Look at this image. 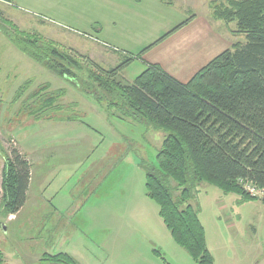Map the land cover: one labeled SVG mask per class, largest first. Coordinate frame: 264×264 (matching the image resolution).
<instances>
[{"label":"rangeland","instance_id":"rangeland-1","mask_svg":"<svg viewBox=\"0 0 264 264\" xmlns=\"http://www.w3.org/2000/svg\"><path fill=\"white\" fill-rule=\"evenodd\" d=\"M6 1L0 0V204L5 163L2 152L10 154L12 149H17L22 154L25 152L24 156L34 165L39 164V169L45 167L48 160L55 164L52 172L44 175L45 184L47 178L51 183L46 193V188H43L44 197L51 199L56 196L55 205L67 202L69 207H61L51 214L43 211L45 201L39 199L41 194L33 186L35 181L29 205L39 207L37 211L28 209L9 217L0 215V249L4 253V264H198L175 242L159 214V206L147 195L146 170L158 167L157 153L165 133L147 130L144 125L130 119L123 121L113 117L111 114L118 113L116 109L109 114L105 106L32 60L11 44L5 35L14 24L20 30L55 41L84 66V71L78 73L82 82L89 77L86 70L95 69L84 56L100 65L103 61L101 57L100 61L93 59L80 49H85L87 42L83 38L91 39L86 36L89 33L79 35L70 31L74 30L71 27L83 28L85 24H79L82 19L65 18L64 22L71 25L61 22L65 29L35 16L44 13L37 6L22 9ZM171 2L149 0L148 6L143 8L134 6L127 13L121 10L118 25L112 20L114 8H107L98 27H104L108 35L121 33L127 40L107 43L98 40L104 46L101 49L116 51L112 46L116 45L130 52H139L152 47L157 39L196 15L199 19L210 17L217 29L226 28L224 25L228 22L220 23L216 10L222 5L228 6V0ZM10 11L21 18L10 15ZM84 11L92 17L99 10L91 7ZM89 32H93V28ZM239 38L247 41L245 34ZM121 54L119 63L124 61V51ZM108 57L103 66H116V56L109 53ZM144 68L141 60H134L123 72L124 79L134 81ZM27 83L23 95L16 99L18 91ZM46 84L50 86L44 93L61 88L67 90L58 102L61 107L51 118H77L81 122L54 124L47 120L49 117L36 120L29 114V109L36 107L35 99H30V96ZM88 101L104 110L108 120L91 111L95 107ZM88 126L94 128L93 132L86 130ZM73 129H83L92 138V142L86 141L94 146L90 155L84 149L68 159L58 153L68 148L65 145L78 143L77 139L82 135L71 132ZM62 161L71 165L69 169L60 165ZM93 173L97 176L87 187V179ZM172 184L176 186L173 181ZM239 184L254 199L237 193H224L219 187L202 181L195 185L197 194L191 202L199 211L215 264H264V191L249 181L240 180ZM175 194L179 193L176 191ZM59 252L68 253L73 260H50L48 255Z\"/></svg>","mask_w":264,"mask_h":264},{"label":"trees","instance_id":"trees-1","mask_svg":"<svg viewBox=\"0 0 264 264\" xmlns=\"http://www.w3.org/2000/svg\"><path fill=\"white\" fill-rule=\"evenodd\" d=\"M216 17L228 23L236 21L238 33H244L247 41L234 43L187 82L159 64H147L134 81H126L122 71L151 47L138 54L125 52L124 61L110 68L84 56L95 69L88 68L89 77L81 82L78 73L84 66L55 41L14 24L5 32L17 49L105 106L109 114L116 109L113 117L165 133L157 153L158 167L146 170L147 195L159 206L175 242L198 264H215V260L199 211L191 202L197 194L195 185L205 181L224 193L249 199L254 197L239 184L240 180L264 191V0H228V6L216 10ZM28 84L18 91L16 99ZM49 86L30 96L36 107L29 109V114L36 120L51 118L67 92L61 88L44 93ZM2 153L5 163L0 215L9 217L18 214L26 203L31 164L17 149ZM48 256L50 260H73L65 252ZM0 264H4L1 249Z\"/></svg>","mask_w":264,"mask_h":264},{"label":"crops","instance_id":"crops-1","mask_svg":"<svg viewBox=\"0 0 264 264\" xmlns=\"http://www.w3.org/2000/svg\"><path fill=\"white\" fill-rule=\"evenodd\" d=\"M171 1L172 0H164V2L166 3H172ZM6 2L10 5L17 6V8H22V9L34 8L37 6L40 8L39 10H41V12L44 13L42 14V16L37 14H35V16H40V18H42L40 20L44 22L49 21L54 25H58L59 27L63 26L61 25V22L62 24L65 25L68 24L67 23L68 21L64 22L66 20L65 18L67 17H69V19H72V17L81 18L82 21L81 22L79 21V24L80 25L85 24V26L83 28L71 27L74 28V30H70V29L69 30L74 31L79 35L80 34L86 35L85 33H89V35L86 36L88 37L90 36L91 39L83 38L87 42L84 46L85 49L84 48H80V49L86 51L91 57H93V59L96 58L98 61H100V59L102 58L101 60L103 61L101 62V66H103V63H106L107 59L110 58L108 57L109 53H112V55L116 56V60H117V61L115 60L116 65L119 64L120 60H122L121 51H124V54L125 52L131 53L126 49L125 50L122 49L125 47L119 45L121 46L120 48L116 45H112L111 43L108 44L114 46V49L116 50L118 49L119 51L108 52L107 50L104 51L103 49H101V47L104 48V46L100 42L107 43V41L118 42V40H127L125 37L122 36L123 34H121L120 32H119L120 34H118L117 32L116 34L110 33V35H108L106 34L104 27H102L101 25L100 28L98 27L99 26L98 24L102 22L100 21L101 17H104V14L107 13L106 12L107 8H114L112 20L115 21L116 24L118 25V20L122 15L121 10L127 13V10L131 9L134 6L143 8L145 7V5L148 6L149 0H7ZM160 4H164V3H160ZM91 7H95L99 10L98 12H95V15L92 17L84 11L86 8H91ZM9 13L10 15L15 16V14L12 11H10ZM15 17H18L19 19L21 18L19 17L18 14H16ZM206 18L207 19H199V17L196 15V17L187 21L179 29H177L176 31L168 35L166 38L162 39L161 41L153 45L144 54H142V58H139L138 60H141L145 65L144 70L146 69L147 64H159L164 68L165 71H167L172 76L176 77L182 82H187L193 75H195L203 66H205L214 57H216L226 49L231 48L234 43L243 42L239 37L244 33H238L236 21H234L236 23L235 24L236 26H233L234 22L226 23L225 21L219 20L220 23L224 22L227 24L224 25L227 31H224L225 29L223 30V28L217 29V27L215 26L216 24H213V22L210 20V17L209 18L206 17ZM67 26H71V25H67ZM64 28L67 29L66 27ZM90 28H93V32H89ZM158 40L159 39H157V41ZM124 46L128 48L127 45ZM100 50H102L104 53H102ZM141 50L139 52H141ZM93 52L97 53L98 55L94 54ZM139 52L138 50H136V52H132V53L138 54ZM125 70L126 69H124V71ZM124 71H122L123 78H125L123 75ZM87 103L95 107V108H91V111L98 114L104 120L106 119L108 120V116L104 110L99 109L98 106L91 101H88ZM47 120L53 121L54 124L74 123L76 121L81 122V120L78 119L59 120L55 118L53 119L49 118ZM69 129H71V127ZM86 130L93 132L94 128L90 126ZM71 132L76 133L78 136L79 134H81L82 136L79 139H77L78 140L77 144L73 146L65 145L68 148L61 149V151L58 152L60 153V156L63 155V157L67 159L69 157L73 158L74 156L79 155V153H82L83 149L88 153V155H90L89 153L94 150V146L89 143L87 144L86 141L91 140L92 142V138L89 137L88 134H85L83 129L80 130L73 129L71 130ZM25 154L26 153L23 152V155ZM54 154L55 153L53 154L51 153L50 155L54 157L55 156ZM49 161L50 160H48L45 167L42 166V168L40 169H39V164L34 165V163L30 161L31 181H30L29 189L27 191V200L25 205L19 211V213L28 209L32 211L33 210L37 211V209L39 208L34 205H29V201L31 199L30 196L32 191V185L35 183V181L36 184H34L33 186L34 187L36 186L37 192L41 194L39 199L43 198L42 201H45V206L42 205L43 211L45 210L51 214L53 213V211H59L61 207L64 208L69 207L68 206L69 204H67V202L60 203L58 206L55 205L53 201L55 200L56 196L51 199L44 197L43 188H46L45 189V193H46L48 187L51 184L49 183V178H47L45 184L44 175L46 174L48 176L52 172V169L55 166L54 163ZM67 161H62V164L60 165L63 166L64 168L69 169L71 165H66ZM96 176L93 173L88 177L87 180H89L88 182L89 184L87 185V187H89V185L93 182V179L96 178ZM35 177L37 178V180H35ZM85 189L86 188H84V190ZM76 207L77 206H75L74 209H76Z\"/></svg>","mask_w":264,"mask_h":264},{"label":"water","instance_id":"water-1","mask_svg":"<svg viewBox=\"0 0 264 264\" xmlns=\"http://www.w3.org/2000/svg\"><path fill=\"white\" fill-rule=\"evenodd\" d=\"M4 229H6V226H3Z\"/></svg>","mask_w":264,"mask_h":264}]
</instances>
